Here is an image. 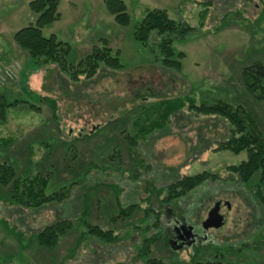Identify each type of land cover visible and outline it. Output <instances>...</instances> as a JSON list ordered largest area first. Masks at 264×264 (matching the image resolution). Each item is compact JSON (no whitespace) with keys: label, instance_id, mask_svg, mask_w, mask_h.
<instances>
[{"label":"rangeland","instance_id":"obj_1","mask_svg":"<svg viewBox=\"0 0 264 264\" xmlns=\"http://www.w3.org/2000/svg\"><path fill=\"white\" fill-rule=\"evenodd\" d=\"M30 1L0 0V100L9 103L0 139H12L0 147V162L21 176L48 173L45 192L67 186L71 196L62 204L24 208L0 186V264H145L138 249L152 235L158 240L148 257L167 264L215 254L231 264H264V209L253 203V185L237 182L228 170L245 152L216 150L225 136L223 122L186 108L143 140L134 123L144 112L157 117L150 112L156 101L188 95L197 103L222 99L246 107L264 134V103L249 96L241 77L245 65L264 59V0H122L128 25L114 19L104 0H59V19L42 33L69 45L67 61L76 64L107 46L123 65L101 66L78 81L55 65L33 66L14 40L16 31L35 23ZM151 9L193 27L173 42L178 72L163 65L156 33L150 46L133 38L135 24ZM201 171L218 180L163 201L165 185ZM217 201L228 207L225 223L205 229L196 241L170 242L162 224L182 216L200 225ZM128 203L139 208L119 216ZM156 217L158 228H143ZM59 219H71V228L55 249L39 246L35 233ZM88 225L112 228L118 238L98 240Z\"/></svg>","mask_w":264,"mask_h":264},{"label":"trees","instance_id":"obj_2","mask_svg":"<svg viewBox=\"0 0 264 264\" xmlns=\"http://www.w3.org/2000/svg\"><path fill=\"white\" fill-rule=\"evenodd\" d=\"M104 2L107 10L114 15V19L119 24H129L130 17L122 0H104ZM58 4L59 0L30 1L29 9L37 15L35 23L20 28L14 34V40L27 51L32 65L35 67L55 65L60 73L66 74L73 81L80 80L81 76L88 79L93 77L101 66L120 69L123 65L116 55H111L110 48L107 46L94 49L76 64L67 61L69 45L57 40L53 34L45 36L42 33L45 26L59 19ZM192 31L191 25L171 18L165 10L151 9L135 24L133 38L143 46H150L151 35L156 33V52L163 65L172 67L178 72L180 63L173 59V42ZM241 77L243 87L249 96L264 103V59L245 65L242 68ZM3 97L4 94L0 92V99ZM155 103L157 108L150 112L156 113L157 117L151 118L148 112H144L143 116L135 119L136 137L143 140L153 131L163 130L174 113H182L186 108L196 114L209 115L210 118L221 120L225 127V136L219 141L216 150L229 151L235 155L245 152V159L230 165L228 170L233 178L235 176L237 182L253 185L251 191L253 203L264 209V134L259 129L251 110L222 99H217L212 103H197L193 97L188 95L164 98ZM8 104L0 100V122L5 120V107ZM11 142L12 139H0V144L5 147H8ZM217 176L207 171L180 176L164 186L163 201L168 202L187 197L188 194L206 183L216 182ZM48 179V173L35 172L25 176L18 175L12 164L0 162V186L8 187L16 206L38 209L52 204H62L71 196V189L67 186L50 194L46 193ZM136 208H139L137 203L121 206L119 216H130ZM150 209L153 208L145 209L144 214L148 215ZM257 222H260V219ZM71 225V219H59L44 226L35 233L37 244L49 250L55 249L60 237L71 228ZM159 226L160 223L156 217L151 224H145L143 228L150 229ZM87 232L95 235L98 240L106 242H113L118 238L112 228L104 229L99 225H88ZM157 240L158 236L155 235L142 238L138 255L147 256L145 264H167L161 258L148 257L152 245ZM216 256L215 254L211 259H198L190 264H231L229 260H224V255Z\"/></svg>","mask_w":264,"mask_h":264},{"label":"flooded vegetation","instance_id":"obj_3","mask_svg":"<svg viewBox=\"0 0 264 264\" xmlns=\"http://www.w3.org/2000/svg\"><path fill=\"white\" fill-rule=\"evenodd\" d=\"M1 146L2 145L0 144V147ZM161 224L162 223L160 222V225ZM162 225H163V228L166 231V233H169V235L171 236L170 242L171 243H180L179 246L186 244V243H189V242L196 241L200 237L201 233H202V235H205L204 234L205 229L202 227V224L193 225L192 222L189 223L186 220V218H184L182 216L175 217L173 219L172 224L168 223V224H162Z\"/></svg>","mask_w":264,"mask_h":264},{"label":"water","instance_id":"obj_4","mask_svg":"<svg viewBox=\"0 0 264 264\" xmlns=\"http://www.w3.org/2000/svg\"><path fill=\"white\" fill-rule=\"evenodd\" d=\"M224 202L217 201L214 206L208 211L206 219L202 223L204 229L210 227H219L225 223L227 218V208H223Z\"/></svg>","mask_w":264,"mask_h":264}]
</instances>
